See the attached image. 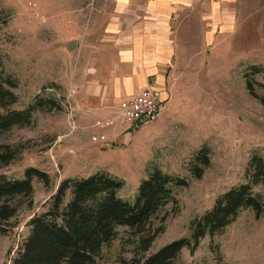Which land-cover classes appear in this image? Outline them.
I'll return each mask as SVG.
<instances>
[{"label":"rangeland","instance_id":"1","mask_svg":"<svg viewBox=\"0 0 264 264\" xmlns=\"http://www.w3.org/2000/svg\"><path fill=\"white\" fill-rule=\"evenodd\" d=\"M223 2V20L206 22L193 41L184 39L178 48L157 117L100 128L95 122L115 111L84 110L94 103L81 99V80L74 71L81 64V48L90 50L113 20L114 0H0V58L16 80L17 94L7 108H26L36 98L43 104L28 124L0 134V144L15 150L0 172L22 177L25 168L34 166L50 178L47 185L33 178L32 207L23 204L7 231L0 232V264H10L29 232L27 220L47 208L64 178L106 171L123 180L118 194L133 203L139 182L153 167L184 177L187 184L174 187L177 201L152 220L163 230L146 254L188 236L190 221L218 194L248 179L251 155L264 158V0ZM71 40L76 45L69 50ZM101 132L106 138L93 140ZM203 147L210 150L209 164L195 177L192 158ZM254 190L264 192V183ZM135 238L128 227L118 226L116 238L102 247L100 264L128 262L135 255ZM176 264H264V213L242 209L222 232L203 236L193 253L184 247Z\"/></svg>","mask_w":264,"mask_h":264},{"label":"trees","instance_id":"2","mask_svg":"<svg viewBox=\"0 0 264 264\" xmlns=\"http://www.w3.org/2000/svg\"><path fill=\"white\" fill-rule=\"evenodd\" d=\"M251 68L258 69L256 65ZM246 85L253 93L249 78ZM15 86V78L4 71L0 58V107L5 108L0 112V134L28 124L34 110L43 106L42 99L36 98L26 108H7L17 101ZM14 157L10 145L0 144V166ZM209 158L206 147L195 153L190 166L193 176L202 175ZM246 175V181L218 194L210 208L190 221L188 236L172 239L147 254L163 230L162 224L153 226L152 220L165 205L177 201L174 187L186 185L184 177L153 167L139 182L133 203L118 194L123 180L106 171L64 178L50 195L47 208L27 220L29 232L10 264H100L102 247L116 238L118 226H126L136 235L135 255L122 264H176L184 247L193 253L203 236L222 232L242 209L252 208L256 216L264 213V192L254 190L257 183H264V158L252 154ZM35 177L49 184L48 173L34 166L25 168L22 177L0 172V232L7 231L23 204L32 207Z\"/></svg>","mask_w":264,"mask_h":264},{"label":"crops","instance_id":"3","mask_svg":"<svg viewBox=\"0 0 264 264\" xmlns=\"http://www.w3.org/2000/svg\"><path fill=\"white\" fill-rule=\"evenodd\" d=\"M223 1L114 0L113 20L90 50L81 48V64L74 71L81 80V99L94 103L84 110L115 111L122 99L151 86L161 90V101L166 99L178 48L184 39L193 41L206 22L223 20Z\"/></svg>","mask_w":264,"mask_h":264},{"label":"built area","instance_id":"4","mask_svg":"<svg viewBox=\"0 0 264 264\" xmlns=\"http://www.w3.org/2000/svg\"><path fill=\"white\" fill-rule=\"evenodd\" d=\"M160 102V92L152 87L143 88L137 94L122 99L112 117L98 119L95 124L100 128H108L152 121L157 117ZM105 138L103 132L93 135V140Z\"/></svg>","mask_w":264,"mask_h":264},{"label":"water","instance_id":"5","mask_svg":"<svg viewBox=\"0 0 264 264\" xmlns=\"http://www.w3.org/2000/svg\"><path fill=\"white\" fill-rule=\"evenodd\" d=\"M76 45V41L71 40L68 45H67V49L71 50L72 48H74V46Z\"/></svg>","mask_w":264,"mask_h":264}]
</instances>
